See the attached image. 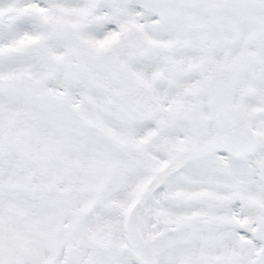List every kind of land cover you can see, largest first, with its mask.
<instances>
[{
	"label": "snow or ice",
	"instance_id": "snow-or-ice-1",
	"mask_svg": "<svg viewBox=\"0 0 264 264\" xmlns=\"http://www.w3.org/2000/svg\"><path fill=\"white\" fill-rule=\"evenodd\" d=\"M0 264H264V0H0Z\"/></svg>",
	"mask_w": 264,
	"mask_h": 264
}]
</instances>
